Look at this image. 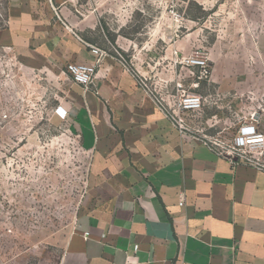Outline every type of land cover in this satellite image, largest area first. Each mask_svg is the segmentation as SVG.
<instances>
[{"label":"rangeland","instance_id":"rangeland-1","mask_svg":"<svg viewBox=\"0 0 264 264\" xmlns=\"http://www.w3.org/2000/svg\"><path fill=\"white\" fill-rule=\"evenodd\" d=\"M14 14L117 49L128 63L141 50L149 76L163 79L170 69L147 61L163 55L167 22L177 19L183 56L200 49L210 64L203 80L196 69H176L185 90L203 97L202 109L185 115L191 132L234 162L264 170V142L248 143L246 135L249 127L264 138V0H0V34ZM22 47L0 44V264H57L58 242L90 188V157L67 122L53 120L69 93L66 68Z\"/></svg>","mask_w":264,"mask_h":264},{"label":"crops","instance_id":"crops-1","mask_svg":"<svg viewBox=\"0 0 264 264\" xmlns=\"http://www.w3.org/2000/svg\"><path fill=\"white\" fill-rule=\"evenodd\" d=\"M167 23L165 52L147 61L170 69L164 79L149 76L141 50L130 71L109 53L88 91L67 76L68 119L56 110L53 120L67 122L89 155L90 188L58 242L57 264H264V171L220 157L200 136L180 135L159 106L170 98L166 88L176 89L174 53L186 48L179 23ZM0 44L27 45L59 69L96 61L88 47L95 45L80 34L32 25L22 14L11 17ZM136 75L149 76L153 94Z\"/></svg>","mask_w":264,"mask_h":264},{"label":"built area","instance_id":"built-area-1","mask_svg":"<svg viewBox=\"0 0 264 264\" xmlns=\"http://www.w3.org/2000/svg\"><path fill=\"white\" fill-rule=\"evenodd\" d=\"M173 15L175 18L178 17V15L175 12L173 13ZM176 21L178 20L176 19ZM88 47L90 48L92 54L96 57V61L93 64L70 63L66 66V72L69 75V77L72 79L73 83L83 87L85 91H88L90 87L93 85V81L97 74V69L101 66L103 61L109 56V53L101 48L92 45H89ZM114 56L117 59V61L121 65H123L125 69L130 71L129 63L126 61L125 57L117 49H115L114 51ZM174 57H175V61H174L175 65H179V66L185 65V67L189 69L198 70L199 72V75L197 76L198 80H203L210 74L209 61L205 57L204 52L201 51L200 49H196L190 56H183L182 53L176 51L174 53ZM136 77L139 86L152 93L146 77L141 75H136ZM175 86H176L175 88L177 94L173 102H169L167 100L165 101L160 98L157 99V101L161 109L165 111L166 116L173 125V127L180 133V135L187 136L193 133L191 132L189 125L186 123L185 115L200 111L203 106V97L197 93L186 91L183 83L180 80L177 81ZM57 111L62 117L68 119L67 118L68 112L64 110L61 105L57 108ZM246 135L249 137V141H247L248 143H250L251 141H260L258 143L264 142L263 136L257 134V131L254 128L249 129V127H247ZM205 144L209 146V148H211V150L217 153V155H219L220 157L230 158L224 152L219 150L217 144L208 141H206Z\"/></svg>","mask_w":264,"mask_h":264},{"label":"bare ground","instance_id":"bare-ground-1","mask_svg":"<svg viewBox=\"0 0 264 264\" xmlns=\"http://www.w3.org/2000/svg\"><path fill=\"white\" fill-rule=\"evenodd\" d=\"M258 142H260V141H251L250 143L251 144H255V143H258Z\"/></svg>","mask_w":264,"mask_h":264}]
</instances>
